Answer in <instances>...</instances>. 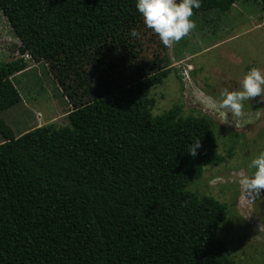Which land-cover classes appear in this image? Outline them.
<instances>
[{
  "label": "trees",
  "instance_id": "trees-1",
  "mask_svg": "<svg viewBox=\"0 0 264 264\" xmlns=\"http://www.w3.org/2000/svg\"><path fill=\"white\" fill-rule=\"evenodd\" d=\"M238 1L199 0L192 17L210 24ZM135 3L0 0L21 55L77 61L79 78L81 59L95 60L101 70L89 78L104 84L69 112L70 126L17 137L3 113L21 102L14 81L28 64L0 62V264H236L218 237L225 207L188 190L223 162L210 123L182 117L180 106L152 114L150 91L169 69L110 82L123 34L143 23Z\"/></svg>",
  "mask_w": 264,
  "mask_h": 264
},
{
  "label": "rangeland",
  "instance_id": "rangeland-1",
  "mask_svg": "<svg viewBox=\"0 0 264 264\" xmlns=\"http://www.w3.org/2000/svg\"><path fill=\"white\" fill-rule=\"evenodd\" d=\"M219 16H211L210 24L191 16L195 27L167 47L143 23L136 28L137 37L130 36L128 29L123 34L125 48L117 47V68L111 72L110 82L124 85L137 72L146 76L160 69L170 70L168 77L150 91L149 97L155 101L152 114L159 116L180 106L182 117L206 119L215 131L218 154L223 158L220 165L206 166L201 178L188 190L198 200L209 198L225 207L227 217L219 227L218 237L232 261L264 264V190L260 194L246 193L234 176L236 172L251 175L255 171L249 167L251 160L264 151V93L243 102L240 125L235 127L224 124L215 113L195 102L193 94L200 89L218 99L223 89L239 90L251 68H259L264 74V10L258 0H239L235 9ZM19 47L18 38L0 10V62L23 59L28 64L14 81L21 102L5 111L3 118L16 136L51 124L58 128L70 126L69 112L91 101V88L98 89L103 84L99 76L90 79L88 75L92 69L101 70L100 65L95 60L81 59L79 78L77 61L71 67L67 62H37L21 55ZM217 175L223 176V181L209 185L208 180Z\"/></svg>",
  "mask_w": 264,
  "mask_h": 264
},
{
  "label": "clouds",
  "instance_id": "clouds-1",
  "mask_svg": "<svg viewBox=\"0 0 264 264\" xmlns=\"http://www.w3.org/2000/svg\"><path fill=\"white\" fill-rule=\"evenodd\" d=\"M135 7L142 15L143 24L157 34L160 42L167 47L181 40L195 27L194 21L189 18L193 15V9L200 7V2L199 0H136ZM129 35L137 37L136 28H131ZM262 93H264V74L259 68H251L244 75L239 90L223 89L218 99L200 89L195 90L193 94L196 97L195 102L215 113L224 124L235 127L240 125L243 102L261 97ZM200 147V139H196L188 147V155L195 157ZM249 167L255 169L251 175L236 172L234 176L244 192L260 194L264 190V151L251 160ZM223 179V176H213L208 180V184L215 185Z\"/></svg>",
  "mask_w": 264,
  "mask_h": 264
},
{
  "label": "crops",
  "instance_id": "crops-1",
  "mask_svg": "<svg viewBox=\"0 0 264 264\" xmlns=\"http://www.w3.org/2000/svg\"><path fill=\"white\" fill-rule=\"evenodd\" d=\"M235 8H236V4L233 6V8H232V9H235ZM212 16H213V15H212ZM187 55H188V56H190L189 54H187ZM16 77H17V76H16ZM16 77H15V78H16ZM21 135H22V134H21ZM18 136H20V134H19V135H17V137H18Z\"/></svg>",
  "mask_w": 264,
  "mask_h": 264
},
{
  "label": "built area",
  "instance_id": "built-area-1",
  "mask_svg": "<svg viewBox=\"0 0 264 264\" xmlns=\"http://www.w3.org/2000/svg\"><path fill=\"white\" fill-rule=\"evenodd\" d=\"M187 73H186V78H188L189 77V72H188V70L186 71Z\"/></svg>",
  "mask_w": 264,
  "mask_h": 264
}]
</instances>
